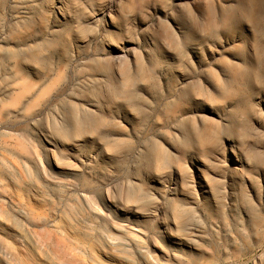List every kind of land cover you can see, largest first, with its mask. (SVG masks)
<instances>
[{
    "label": "rangeland",
    "instance_id": "1",
    "mask_svg": "<svg viewBox=\"0 0 264 264\" xmlns=\"http://www.w3.org/2000/svg\"><path fill=\"white\" fill-rule=\"evenodd\" d=\"M20 1L0 0V127L29 153L35 171L89 196L106 220L126 223L118 208L159 202L149 179L160 168H173L171 177L199 200L196 159L224 205L227 140L264 146V0H61L69 11L62 23L51 0H34L25 18L14 17ZM110 2L109 16L101 15ZM127 46L133 51L122 53ZM7 60L15 73L5 72ZM100 76L99 91L88 80ZM74 140L83 155L69 148ZM144 148L152 152L145 165L137 155ZM252 161L264 167L258 154ZM233 182L234 210L220 215L235 243L207 237L193 252L174 249L186 261L197 254L204 264H264V181L255 174L250 183ZM168 205L203 223L177 200ZM142 220L135 228L175 252L165 218Z\"/></svg>",
    "mask_w": 264,
    "mask_h": 264
},
{
    "label": "bare ground",
    "instance_id": "2",
    "mask_svg": "<svg viewBox=\"0 0 264 264\" xmlns=\"http://www.w3.org/2000/svg\"><path fill=\"white\" fill-rule=\"evenodd\" d=\"M51 1L54 4L50 11L55 22L66 21L69 11L61 6V0ZM20 2L21 7L14 13L16 18H25L27 10L36 8L34 0ZM111 5L112 2L101 11V15L109 16ZM132 51L133 48L127 46L122 53ZM25 65L30 70L35 69L30 64ZM4 70L15 73L11 60L5 62ZM25 70L24 67L18 72L23 76L20 77L22 81L26 79L23 74ZM100 77L97 80L90 77L88 80L99 91L104 87V77ZM56 78L58 72L41 79L38 89H47ZM88 103L91 107L95 106L92 100ZM174 130L179 132L178 128ZM260 131L264 132V128H260ZM50 138L53 139L54 136L51 134ZM227 142L224 160L228 169L221 176L228 178L223 190L224 205L218 199L221 191L209 185V180L204 178L201 171L203 163L195 159L192 167L200 190L199 200L186 189V181L179 183L177 177H171L176 174L173 168H160L161 171L158 170L159 173L149 179L151 192L159 197V202L145 207L141 205L143 201H134L128 203L124 209L118 208L129 220L119 223L106 220L89 196L75 194L57 177H41L35 171L29 153L21 144L13 141L11 134L0 127V264H204L198 261L197 254L188 262L184 258L185 254H179L175 250L193 252L197 242L205 241L207 237L218 242L226 238L230 240L228 243H235L231 231L225 226L227 224H223L220 215L222 208L230 213L234 210L233 180L238 178L241 184L250 183L253 175L259 174L264 181V167L252 161L254 153L264 160V146L253 149L248 144ZM48 144L51 145L50 142ZM69 148L75 154L83 155L80 141H72ZM137 155L143 165L152 159V152L145 148L139 150ZM61 188L65 191L59 193L58 189ZM169 200H177L181 206L193 210L203 223L185 220L182 211L179 213L169 208ZM180 205L178 207L182 208ZM148 216L165 218L163 234L169 248H173L175 252L162 250L148 231L135 228ZM232 226L237 229L236 224ZM205 228L208 233L204 232ZM177 230L180 233H176ZM259 259L264 260V255Z\"/></svg>",
    "mask_w": 264,
    "mask_h": 264
}]
</instances>
